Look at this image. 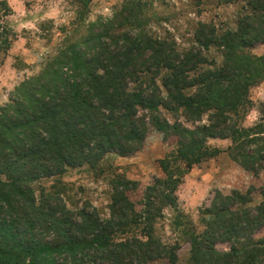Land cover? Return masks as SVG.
I'll list each match as a JSON object with an SVG mask.
<instances>
[{"label": "trees", "instance_id": "trees-1", "mask_svg": "<svg viewBox=\"0 0 264 264\" xmlns=\"http://www.w3.org/2000/svg\"><path fill=\"white\" fill-rule=\"evenodd\" d=\"M149 1L128 0L113 16L89 23L85 33L64 28L57 53L23 79L1 108L0 264H177V246L148 230L144 240L116 239L130 224L154 227L162 204L177 207L182 178L172 164L178 170L185 161L189 170L211 155L205 153L209 139L231 138L229 152L238 164L254 173L264 169V123L246 127L239 119L252 103L251 87L264 82V55L252 52L264 44V0H245L252 10L240 15L236 28L218 32L215 24L201 23L196 43L186 50L148 29ZM10 11L0 0V50L13 39L3 23ZM211 46L221 50L222 60L204 53ZM171 115L193 126L172 122ZM152 129L175 136L181 149L161 160L166 177L145 188V209L136 216L135 202L125 194L139 188L132 180L119 182L123 188L110 217L90 202L72 209L56 194L38 200L34 182L94 165L108 154H136ZM251 201L239 190L222 195L204 236L191 238L187 264L203 251L217 257L215 264H263L264 238L253 234L264 227V199ZM223 240L231 242L230 251L214 249Z\"/></svg>", "mask_w": 264, "mask_h": 264}, {"label": "rangeland", "instance_id": "rangeland-1", "mask_svg": "<svg viewBox=\"0 0 264 264\" xmlns=\"http://www.w3.org/2000/svg\"><path fill=\"white\" fill-rule=\"evenodd\" d=\"M2 1L12 9L9 15L3 16V23L10 28L13 39L8 49L0 50V110L11 99L15 87L26 77L37 74L45 61L57 53L66 36L64 28L73 32L74 27H79L80 33H85L89 23L113 16L128 0ZM147 4L148 29L154 36L174 39L181 50L190 49L196 43L195 33L201 23L215 24L218 32H224L236 28V21L245 10H252L245 0H150ZM256 47L255 53L263 54L264 44ZM204 53L210 60H222V52L215 46ZM250 99L252 103L244 106L239 115L240 124L246 127L264 123V82L251 87ZM170 118L172 122L179 119L184 125L193 126L180 115L176 118L171 115ZM176 139L175 136L165 138L162 132L152 129L144 147L131 157H104L94 165L86 163L69 167L62 174L39 179L33 183V188L38 200L43 194H56L72 209L90 202L103 217H110L114 198L120 197L117 190L123 188L119 182L137 181L139 188L125 193L130 194L129 200L135 202L136 216L140 209H145L141 201L145 188L153 185L156 178L166 177L161 160L167 153L177 154L181 149L176 145ZM232 145L231 138H212L205 150L211 155L205 154L189 170L185 171V161L178 163V170L172 164V170L182 178L176 190L177 207L162 204V213L158 214L160 217L154 221V227L149 229L145 224H130L116 239L121 241L137 236L144 240L147 239L145 233L149 231L163 244L177 246L174 249L179 257L177 264L190 262L191 238L204 236L208 222L214 217L211 212L216 211L213 206L220 205L222 195L232 196L239 190L251 198V205L264 199V169L258 173L244 169L230 154ZM218 150L220 153L215 156ZM253 236L255 239L264 238V227L255 231ZM215 238L221 239L222 235L216 234ZM232 241L235 243L237 240ZM213 247L218 252L230 251L231 242L217 241ZM203 253L206 252H200L194 261L191 260L193 264H215L217 257ZM202 255L205 262L201 261ZM147 264L170 263L165 259Z\"/></svg>", "mask_w": 264, "mask_h": 264}, {"label": "crops", "instance_id": "crops-1", "mask_svg": "<svg viewBox=\"0 0 264 264\" xmlns=\"http://www.w3.org/2000/svg\"><path fill=\"white\" fill-rule=\"evenodd\" d=\"M261 46H263V45H261ZM256 50H257V47H256V46H255L254 48H252V52H253L254 54H257V53H255ZM257 55H259V54H257ZM261 55H264V52H263V54H261ZM111 156L120 157V158L131 157V156H120V155H117V154H115V155H113V154H108V155L105 156V158L110 159V158H112ZM225 158H226V156H224V160H225ZM226 166H229V165L226 164ZM123 175L128 177V175H125V174H123ZM129 176L131 177V175H129ZM132 178H134V177H132ZM130 179H131V178H130Z\"/></svg>", "mask_w": 264, "mask_h": 264}]
</instances>
